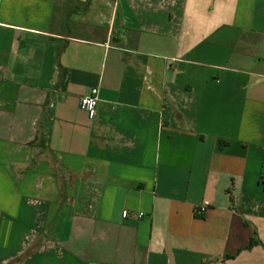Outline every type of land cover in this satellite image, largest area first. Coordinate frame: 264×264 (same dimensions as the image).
<instances>
[{
	"label": "crops",
	"instance_id": "0c3cea01",
	"mask_svg": "<svg viewBox=\"0 0 264 264\" xmlns=\"http://www.w3.org/2000/svg\"><path fill=\"white\" fill-rule=\"evenodd\" d=\"M86 1L0 0V264H264V0Z\"/></svg>",
	"mask_w": 264,
	"mask_h": 264
},
{
	"label": "built area",
	"instance_id": "2783aa9c",
	"mask_svg": "<svg viewBox=\"0 0 264 264\" xmlns=\"http://www.w3.org/2000/svg\"><path fill=\"white\" fill-rule=\"evenodd\" d=\"M99 102V90L94 88L90 91V93L83 97L80 101V108L82 111L87 113L88 117L93 120L97 115V106ZM209 208V203L205 202L201 206L197 208L196 214L197 215H204ZM131 214L129 212L123 213V218L130 217ZM137 217L142 218V214H138Z\"/></svg>",
	"mask_w": 264,
	"mask_h": 264
},
{
	"label": "trees",
	"instance_id": "16d2710c",
	"mask_svg": "<svg viewBox=\"0 0 264 264\" xmlns=\"http://www.w3.org/2000/svg\"><path fill=\"white\" fill-rule=\"evenodd\" d=\"M91 3H92V0H87L85 3H82L81 5L83 6V9L84 11H88L89 7L91 6ZM199 216V215H197ZM203 217V215H200ZM258 245H261L260 241L258 240L257 236L253 237V239L251 240V243L249 246L243 248V249H247V250H250L252 249L253 247L255 246H258ZM240 251H243V250H240ZM230 258H233V257H230Z\"/></svg>",
	"mask_w": 264,
	"mask_h": 264
},
{
	"label": "rangeland",
	"instance_id": "374dc122",
	"mask_svg": "<svg viewBox=\"0 0 264 264\" xmlns=\"http://www.w3.org/2000/svg\"><path fill=\"white\" fill-rule=\"evenodd\" d=\"M66 33H68V32H66Z\"/></svg>",
	"mask_w": 264,
	"mask_h": 264
}]
</instances>
